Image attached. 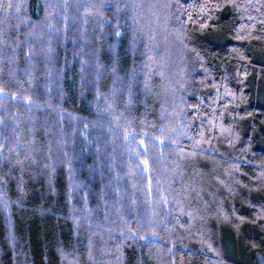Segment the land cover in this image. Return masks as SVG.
Instances as JSON below:
<instances>
[{
	"label": "trees",
	"instance_id": "1",
	"mask_svg": "<svg viewBox=\"0 0 264 264\" xmlns=\"http://www.w3.org/2000/svg\"><path fill=\"white\" fill-rule=\"evenodd\" d=\"M0 264H264V0H0Z\"/></svg>",
	"mask_w": 264,
	"mask_h": 264
},
{
	"label": "snow or ice",
	"instance_id": "2",
	"mask_svg": "<svg viewBox=\"0 0 264 264\" xmlns=\"http://www.w3.org/2000/svg\"><path fill=\"white\" fill-rule=\"evenodd\" d=\"M117 35H119V33H117Z\"/></svg>",
	"mask_w": 264,
	"mask_h": 264
}]
</instances>
